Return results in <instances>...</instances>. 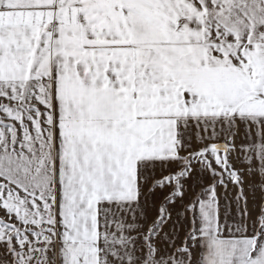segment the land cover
<instances>
[{
  "label": "snow or ice",
  "instance_id": "6c2138e0",
  "mask_svg": "<svg viewBox=\"0 0 264 264\" xmlns=\"http://www.w3.org/2000/svg\"><path fill=\"white\" fill-rule=\"evenodd\" d=\"M0 264H264V0H0Z\"/></svg>",
  "mask_w": 264,
  "mask_h": 264
}]
</instances>
